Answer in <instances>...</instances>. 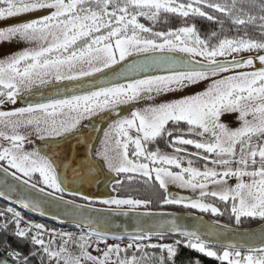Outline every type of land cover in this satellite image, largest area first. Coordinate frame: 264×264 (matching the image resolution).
<instances>
[{
    "label": "snow or ice",
    "instance_id": "1",
    "mask_svg": "<svg viewBox=\"0 0 264 264\" xmlns=\"http://www.w3.org/2000/svg\"><path fill=\"white\" fill-rule=\"evenodd\" d=\"M34 13L41 15L0 27V45H25L0 58V106L48 86L55 95L0 111V140L7 142L0 147V198L15 195L23 209L67 217L80 232L49 229L13 207L0 208V264H200L183 261L181 248L220 264H264V0H0V22ZM172 15L183 18L180 26L158 28ZM198 19L215 28L202 36ZM129 57L133 62L126 63ZM155 69L169 74L140 78ZM203 82V91L156 102ZM226 114H236L239 126L222 122ZM105 117L113 119L103 130V150L78 159L75 145L89 149L91 133L101 131L84 122ZM161 141L171 153L161 150ZM96 157L117 177L134 174L158 185L161 206L227 213L231 223L197 219L190 230L170 214L137 212L149 200L96 201L67 188L69 171L73 180L98 181ZM170 185L198 195L174 194ZM26 191L42 199H29ZM97 202L107 208H93ZM102 211L135 213L134 230L109 236L120 225ZM248 219L261 222L258 233L242 229ZM168 235L172 243L159 242Z\"/></svg>",
    "mask_w": 264,
    "mask_h": 264
},
{
    "label": "water",
    "instance_id": "2",
    "mask_svg": "<svg viewBox=\"0 0 264 264\" xmlns=\"http://www.w3.org/2000/svg\"><path fill=\"white\" fill-rule=\"evenodd\" d=\"M41 15V13H34L31 15H27V16H21L18 18H15L13 20H5L4 22H0V27H5L8 26L10 24L13 23H18V22H24L26 20H29L31 18L37 17ZM15 42L12 43H3L2 45H0V50L2 55L4 56L5 54H11V52L18 48V45L14 44ZM152 54H149V59L151 58ZM155 55H160L159 53L155 54ZM179 55V54H176ZM254 55V54H253ZM247 56V55H245ZM231 57H229L230 59ZM239 58V57H238ZM132 57H129L128 61L126 63H131L133 62ZM136 59H144L143 56L138 57ZM120 66H117V70H119ZM148 74H156V75H166L169 74L166 71H161L159 69H155L153 70L151 73H141L139 74L140 78H143L145 75ZM94 78H86V80H88L89 82H91ZM122 82H127V80H124ZM67 83V82H65ZM51 89V90H50ZM55 95V89H52L51 86L45 87V88H41L39 90H34V94L27 97V99L25 100H21L18 101V103L16 104L18 107H25L27 106V104L29 102L31 103H35L37 101H41L43 100V102L47 101V98L54 96ZM132 106L129 105L126 108H124L123 110V115H128V109H130ZM110 119H113L112 117H105L104 119H96L93 118V120L91 121V126L89 127V131L91 130V128L97 127L99 129H101V131L98 132H93L91 133L92 135V144L90 145L89 149H86L85 146L83 144L81 145H75V140L72 141L73 145L76 146L77 148V158H82L85 154V152L87 151L89 159L91 160L93 158V154L94 151L97 149L98 144H99V140L101 139V136L103 135V130H105L107 128V124L109 122ZM36 145H42L43 142L42 141H36L35 142ZM96 159V166H97V172L96 175L99 177L98 181L96 182H89L87 179H85L84 181H81L79 178L73 180V176L71 171H69L67 173V178L65 181V186L69 189L72 190H76L79 191L81 193H83L84 195H87L91 198H93L96 201L102 200V199H106L109 197L114 196L113 191L111 189L112 185L116 183L117 178L114 177L112 174L106 172L102 162L100 161V159H98L97 157ZM0 179H2V176H0ZM9 182L11 183V178H9ZM172 193L174 194H178V195H182L185 197H190L193 196L194 194L189 193L188 191H181L177 188H170L169 189ZM24 195L29 198H37V199H42L41 197L38 196L37 193H31V192H25ZM81 199L80 196H70V195H65V199H71V200H75L76 203L78 204H86L87 202H82V201H78L76 199ZM83 200V199H81ZM0 201L5 203L6 205H9L11 207H14L15 209H17L18 211H20L22 214L27 215L28 217L34 218V219H38L41 222L44 223H48L51 225H55L57 227H68V228H74V229H79L76 228L73 224L67 223L65 221L68 220L67 217L64 218V220L61 221H57L55 219H53V217L51 215H46V216H41L38 212H34L31 209H23L21 207V205L18 203L15 195H13L12 198H8V197H3L0 198ZM84 201V200H83ZM93 208L95 209H101V210H105L107 207L103 206V205H92ZM123 211H128L127 208H124ZM137 212L140 213H144V212H153V213H165V214H170L172 216H175L177 218L178 223H182L185 227L189 228L190 230L196 225V221L197 219H202L204 221L205 224H209L211 223L213 220L215 219H211V218H207L205 215L197 213V212H193V211H184V210H166V209H137ZM190 213V215H189ZM93 216L95 217V213H93ZM101 217H107V213L105 212H101ZM110 219V222L113 225H120V229H116L115 227H112L109 229V236H111L112 234H116V235H121L123 234V229L125 227L128 228V230L131 232L134 230V226L136 223L135 220V213L129 211V215L128 216H115L112 215L110 217H107ZM143 220H148L149 222L151 221L150 217H142ZM221 224H227L225 222L219 221ZM233 227H235V225H233ZM261 227V222L257 225L254 226H242V229H253L256 230V232H259V229ZM87 230V229H85ZM153 238H157L156 236H153ZM165 238H174L173 236H166ZM253 243H258V239L253 241Z\"/></svg>",
    "mask_w": 264,
    "mask_h": 264
},
{
    "label": "trees",
    "instance_id": "3",
    "mask_svg": "<svg viewBox=\"0 0 264 264\" xmlns=\"http://www.w3.org/2000/svg\"><path fill=\"white\" fill-rule=\"evenodd\" d=\"M182 20H183V18L172 15L169 17V24L168 25H158V28H160L161 30H166L168 26L175 28V27L181 25ZM140 22L145 23L146 26H149V22L144 20L143 18H140ZM209 24H210V22H207L206 20H202V19L197 20V27H198L202 36L205 35L208 31H211L212 29L215 28V25H212V27L210 28ZM249 32L252 35H255V30L249 29ZM235 34L236 33L233 31L227 32V35L229 37H231ZM151 148H153V146H151L150 149ZM200 166L202 167V164H200ZM115 184H117V183H115ZM122 184H120V186H123ZM124 186L125 187H123L119 191V193L113 190V193H114L113 197L117 198L116 195L119 194L118 198H129V197H131L134 199L151 201V203L149 204V206L147 208L140 207L141 209H154V210H157V209H174L172 207H174L175 205H163V206H161L160 200L162 198V190H159L158 185H155L152 182L144 183V182H142L141 179L133 178L131 180V182L125 181ZM3 207H7V205L0 201V208H3ZM22 216L28 221L43 224L49 229H55V230H59V231H72L73 230L72 228H68V227L58 228L55 225L44 223V222L39 221L38 219L28 217L25 214H22ZM212 217H214V216H212ZM214 219L220 220V221L225 222V223H231L229 221L228 217H220V218L214 217ZM2 222H3L2 219H0V223H2ZM259 223L260 222L258 220L248 219V220H245V222L243 223L242 226H254V225H257ZM152 239L155 242H157V240H158V238H152ZM173 239L174 238H164L163 240H160L159 242L172 243ZM180 254H181V259L183 261L198 259L200 261V264H220L219 261H217L213 258H207V257L203 256L202 254L196 253L195 251L189 250L187 248H181Z\"/></svg>",
    "mask_w": 264,
    "mask_h": 264
},
{
    "label": "rangeland",
    "instance_id": "4",
    "mask_svg": "<svg viewBox=\"0 0 264 264\" xmlns=\"http://www.w3.org/2000/svg\"><path fill=\"white\" fill-rule=\"evenodd\" d=\"M14 44L18 45V48L14 49V50L12 51V53L15 52V51H17V50H21V49H23V48L25 47V45H24L23 43H16V42H15ZM0 48H2V47H0ZM1 51H2V50H0V58H3V55H2V53H1ZM253 54H254V53H253ZM246 55H247V54H246ZM207 83H208V82H203L202 84L197 85V86H195L194 88L186 89L184 92L169 93V94H166V95H162V96H160V97L157 98V101H156V102H167V101H170V100H173V99L181 98V97L184 96V95H193V94H195L196 92L203 91V90H204V87H206ZM143 103H144V102H141V105H140V106H143ZM15 108H19V107H18L17 105L6 104V105H3V106H0V111H10V110H14ZM235 115H236V114H226L224 117H222V122H225L226 124H228L229 127H238V126H239V121H237V120H235V119L233 118V117H235ZM85 122H86V121H85ZM85 122H84V123H85ZM132 134L134 135V133H132ZM103 138H104V137H103V135H102V136H101V139L99 140L98 147H97V149H100L101 151L103 150V147H102L100 141L103 140ZM36 141H39V140H36ZM162 142H163V141H161V143H159V145L162 144ZM3 146H7V142H5V141H3V140H0V147H3ZM26 146H27V148H29V149L32 148V145H31V144H27ZM151 146H152V145H150V147H151ZM159 147L161 148L162 151H165V152H169V153H171V151H169L166 147H163L162 145H160ZM151 150H154V147L151 148ZM97 158L100 159L99 157H97ZM100 161L102 162V164H103V166H104V162H103V160L100 159ZM185 166H186V165H185ZM196 167H201V166L198 165V166H196ZM104 168H105L106 172L112 174L114 177H117L115 174L109 172L106 166H104ZM201 168H202V167H201ZM121 175H132V176H135L134 174H121ZM229 183L234 185L235 181H234V180H230ZM172 187H173V188H177V187H175L174 185H170V186H169V189L172 188ZM177 189H179V188H177ZM179 190H181V191H185V192L188 191L189 193L193 194L190 190H185V189H179ZM194 195H198V192H197L196 194H194ZM117 198H118V197H117ZM106 199H107V198H106ZM209 199H211V198H209ZM208 201H209V200H208ZM101 205H103V204H101ZM103 206H105V205H103ZM106 207H107V206H106ZM193 210H195V209H193ZM196 211H198V210H196ZM225 216H227V213L225 214ZM227 217H228V216H227Z\"/></svg>",
    "mask_w": 264,
    "mask_h": 264
},
{
    "label": "flooded vegetation",
    "instance_id": "5",
    "mask_svg": "<svg viewBox=\"0 0 264 264\" xmlns=\"http://www.w3.org/2000/svg\"><path fill=\"white\" fill-rule=\"evenodd\" d=\"M12 53V52H11ZM244 55H246V54H244ZM248 55V54H247ZM86 124H88L89 125V127L91 126L90 124H91V121H86L85 122ZM161 143V142H160ZM160 145H162L163 147H166L169 151H172L170 148H168L166 145H165V143L164 142H162V144H160ZM159 145V146H160ZM187 149H188V151L189 152H194V151H196L192 146H185ZM200 164H202V162H197V163H195L194 164V166H198V165H200ZM37 176H38V174H37ZM129 176H132V175H120L119 177H117V179H119V180H122L123 181V186H120V184H115V185H113L112 186V190H114V191H116V192H118L119 193V191L123 188V187H125L124 186V182L125 181H129L128 180V177ZM135 179H141V180H143L144 178H141V177H138V176H133ZM117 193V194H118ZM117 197L119 196V194L118 195H116ZM110 198V197H109ZM73 199H76V198H74L73 197ZM76 200H78V201H82V202H85V201H83V200H81V199H76ZM207 202H211V203H215V204H217L219 207H221V209H223V204L221 203V202H219L218 200H215V199H209V201H207ZM172 208H174V209H168V210H184V211H186V210H188V211H193V212H199V211H196V210H193V209H185V208H183L181 205H175L174 207H172ZM203 215H205L206 217H208V218H214V217H212V215H211V213H202ZM223 217H227V216H223ZM218 218H220V217H218Z\"/></svg>",
    "mask_w": 264,
    "mask_h": 264
},
{
    "label": "built area",
    "instance_id": "6",
    "mask_svg": "<svg viewBox=\"0 0 264 264\" xmlns=\"http://www.w3.org/2000/svg\"><path fill=\"white\" fill-rule=\"evenodd\" d=\"M56 231H59V230H56ZM86 231V230H85ZM73 232H76V233H79L80 230H76V231H73ZM113 241L111 239H109V243H112ZM127 242V240H125V243ZM123 246V245H122Z\"/></svg>",
    "mask_w": 264,
    "mask_h": 264
}]
</instances>
